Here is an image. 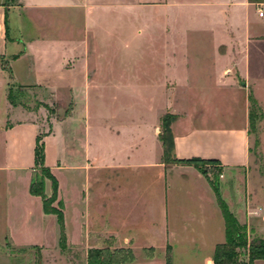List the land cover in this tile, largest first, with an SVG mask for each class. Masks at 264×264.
I'll return each instance as SVG.
<instances>
[{
  "label": "crops",
  "instance_id": "0c3cea01",
  "mask_svg": "<svg viewBox=\"0 0 264 264\" xmlns=\"http://www.w3.org/2000/svg\"><path fill=\"white\" fill-rule=\"evenodd\" d=\"M252 6L249 0H0V264H19L20 251L44 249L54 221L59 246L56 215L45 213L41 198L29 192L39 125L30 111L9 102L15 86H45L52 93L61 87L73 104L42 138L44 164L57 181L53 205L61 204L67 247L145 253L125 264H165L170 248L171 264H213L215 245L225 240L215 192L193 164L163 162L160 118L166 112L177 116L170 124L174 158L214 159L223 172L247 166L250 94L242 99L235 93L236 77L264 71V53L258 51L263 39L255 38L264 33L250 29ZM202 11L204 25L197 30L206 32V39H177L181 20L191 21ZM259 11L257 17L264 18ZM139 36L155 40L161 69L155 88L166 93L167 102L150 126L146 119L129 127L113 119L101 142L90 93L148 88L147 83L102 82L100 61L116 58L103 50L117 39ZM22 74L32 80H20ZM241 86L247 88V82ZM222 97L239 105L238 124L223 122L217 111L227 104ZM225 177L220 195L238 222L249 227L247 180L240 185L237 175ZM44 189L52 194L50 180ZM133 204H140L137 216ZM90 235L102 242L96 238L89 245ZM137 235L146 239L138 242ZM259 262L264 264L262 259L253 264Z\"/></svg>",
  "mask_w": 264,
  "mask_h": 264
},
{
  "label": "rangeland",
  "instance_id": "374dc122",
  "mask_svg": "<svg viewBox=\"0 0 264 264\" xmlns=\"http://www.w3.org/2000/svg\"><path fill=\"white\" fill-rule=\"evenodd\" d=\"M249 1L253 5L252 7H254L255 12H257L258 8L264 11V4H261L264 0ZM255 12L250 9V29L251 31L256 30L264 33V18H258ZM205 14L206 13L203 11L197 12L192 14L194 19H191V21L181 20L182 26L178 32L179 37L176 36V38L206 39L207 33L197 30L198 26L204 25ZM12 21L13 17L10 13L8 17L9 34L13 32ZM194 27H196V29ZM251 37L253 38L254 36H243L244 39H250ZM132 38H135V36ZM138 38L131 39L130 41L117 39L114 44H109L103 50L104 52L114 53L116 58L110 61L107 59H102L100 61L103 65L100 71V78L106 80L102 82H109L107 80H116V82H120L118 80L122 82L130 81L133 86L147 83L148 88L147 90L132 89L131 91H114L106 89L90 93L92 108L94 112L96 111L99 115V120L96 121V124L99 129L98 135L101 142L108 137V133L111 132L108 128L114 124V121L123 123L126 121L129 127L131 121L136 122L146 119L148 126H150L151 120L153 119L152 117L158 110L163 108L167 102L166 93L162 92L160 88H155L156 81H159L161 76V69L156 66L155 40L140 39V36ZM255 38L263 39L261 40L262 45H260L258 51L264 53V36ZM18 78L24 81L32 80L30 77L23 74L18 76ZM242 82H247V88L241 86ZM236 89L237 92L235 96L243 99L244 93H249L255 100L256 106L260 108V112H262L261 116V113L255 110L251 122L248 120L247 116V127L249 130V162L244 168L226 172H223V169L217 170L219 167L214 163L204 164L203 168L206 171V176L210 178L213 183L223 180V173L227 180H233L237 175L238 181L241 183L240 185H242V180L243 183L247 180L249 192H245L244 194V213H246V215L248 213L250 219H248L249 227L245 225L249 232L250 239L252 237H261L264 240V71L263 74L252 75V77H236ZM12 93L17 99V107L32 113L31 117L37 121L39 133L41 134L47 131L50 132L52 123H58L73 109L72 102L66 101L69 93L61 87H59L56 93H52L49 92L48 88L45 86L41 88L39 86L26 88L15 86L12 89ZM1 100L2 98L0 96V107ZM221 100L227 102V104L219 105L220 107L217 109V111H220L223 122H226L227 127L238 124L242 120L239 105L233 104L229 97H222ZM164 114L173 115L170 112ZM173 116H175L176 119L177 116ZM131 128H133V126ZM161 130L160 120L159 134ZM49 151L50 153L54 152V147L49 145ZM37 172L39 173L38 168ZM107 174V172H103L100 176L106 179ZM136 180L137 182H141L146 179L137 177ZM124 204L126 203L123 201L122 207H124ZM126 206L128 207V205ZM131 213L135 216L139 215L140 204L131 205ZM49 232L51 240H49L48 245H46L44 249L35 248L20 251L19 264H87V252L84 246H57V226L55 221L51 224ZM96 238H99L102 242L103 238H101V236L94 237L90 235L89 245H91V241ZM136 238L138 242L146 239V237L142 235H137ZM96 242L97 241L94 243ZM103 248L108 247L104 246ZM116 250L122 251L114 252L112 258L114 264H125L129 260L145 254L139 251L134 253L123 248L115 249V251ZM110 251L112 250L110 249ZM8 253L11 254L10 251ZM160 254L158 256H161ZM201 256L202 254H200L198 258H201ZM240 259L246 260V256L241 255ZM105 260L107 259L105 258ZM258 264H262V262Z\"/></svg>",
  "mask_w": 264,
  "mask_h": 264
},
{
  "label": "trees",
  "instance_id": "16d2710c",
  "mask_svg": "<svg viewBox=\"0 0 264 264\" xmlns=\"http://www.w3.org/2000/svg\"><path fill=\"white\" fill-rule=\"evenodd\" d=\"M7 97L11 104H16L17 99L13 95L11 89L9 90ZM249 101L248 120L251 122L253 112L255 110L260 112L261 110L258 106H256V102L251 96L249 97ZM260 113L262 116V112ZM174 119L175 116L169 114H164L160 119L162 130L159 134V139L163 146V162H182L193 164L202 174L206 175L203 165L207 163H214L217 165V160L201 158L176 159L172 156V134L170 124L174 121ZM42 138L43 134H37L34 148V171L29 185V192L31 195L39 196L41 198L43 211L45 213H52L56 215L59 226V246L65 247L66 238L63 226L62 207L60 202H58L57 206L53 205L56 198L57 181L44 164ZM37 168L39 169V173L37 172ZM218 169L219 168H217V170ZM46 179L50 180L52 185V194L50 196L46 195L44 189ZM208 181L215 192L217 204L221 211L225 227V240L215 245L212 257L213 264H253V262L257 259L264 260V240L261 237H252L250 239L246 225L238 222L234 214L229 210L227 204L222 199L219 191V182L217 181L216 183H213L210 178H208ZM169 250L170 249L167 248L165 264H171ZM118 251L122 250L110 251L108 248L91 247L86 253L87 264H114L112 258L114 256V252ZM241 255L246 256V260H241ZM105 258L107 260H105Z\"/></svg>",
  "mask_w": 264,
  "mask_h": 264
},
{
  "label": "built area",
  "instance_id": "2783aa9c",
  "mask_svg": "<svg viewBox=\"0 0 264 264\" xmlns=\"http://www.w3.org/2000/svg\"><path fill=\"white\" fill-rule=\"evenodd\" d=\"M264 13H263V11H259V15H263Z\"/></svg>",
  "mask_w": 264,
  "mask_h": 264
}]
</instances>
